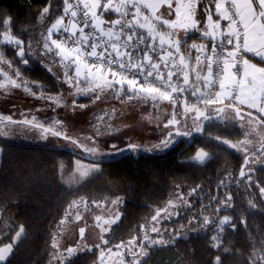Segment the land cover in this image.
<instances>
[{
  "label": "trees",
  "instance_id": "trees-1",
  "mask_svg": "<svg viewBox=\"0 0 264 264\" xmlns=\"http://www.w3.org/2000/svg\"><path fill=\"white\" fill-rule=\"evenodd\" d=\"M199 2L198 26L180 44L190 62L188 74L175 80L178 93L168 99L136 89L132 94L168 107L172 104L178 114L185 113L183 100H187L188 105H195L191 121H200V129L188 132L183 127L186 115L177 121L172 115L173 127L163 126L167 129L165 143L156 145L161 144L160 150L126 147L101 160L67 147L0 141V246L13 244L3 264H101L96 247L65 253L62 260L55 258L54 243L68 212L83 201L89 205L118 203L120 219L106 233L105 249L117 250L122 245L126 255L121 264H264V139L249 154L232 149L225 142L237 143L245 139V132L224 116L240 113L226 108L220 115L224 105L198 99L205 88L213 47V40L205 36L206 17L213 4ZM66 7L67 0H0V77L10 72L38 100L60 97L73 77L74 68L61 57L51 38V29ZM187 75L191 79L184 85ZM125 88L131 89L130 85ZM239 109L257 116L264 130L260 114ZM203 111L211 118H198ZM43 121L46 125L54 120L43 117ZM0 122L16 123L2 117ZM199 151L207 154L205 160L195 158ZM248 156L245 177L236 183ZM78 159L96 164L82 178H76ZM178 200L182 202L178 214L159 221L157 214ZM224 217L230 222L217 234L216 243L213 229ZM132 241L138 242L134 253Z\"/></svg>",
  "mask_w": 264,
  "mask_h": 264
},
{
  "label": "rangeland",
  "instance_id": "rangeland-1",
  "mask_svg": "<svg viewBox=\"0 0 264 264\" xmlns=\"http://www.w3.org/2000/svg\"><path fill=\"white\" fill-rule=\"evenodd\" d=\"M69 1L71 0H67V7H69L67 14L79 20L73 14ZM147 1L140 0L141 4L133 5L134 22L146 26L152 32L157 31L155 34L164 38L163 44L169 47L174 46V50L179 51L180 48L176 45H180L186 35L195 28L193 25L199 0ZM208 1L212 3V0ZM101 2L106 4L102 9H100L103 7ZM122 5L115 9L109 7L106 0H100L94 4L90 20L101 29L104 36L111 39L114 37L110 29L105 27L107 24L105 22L112 20L113 25H116L119 19H124L126 12H123ZM209 23L210 15L207 21V26L210 28ZM63 31H56L57 36L53 35L57 50L63 51L62 53L72 50L74 56L82 63V67L74 66L73 77L67 83L64 94L47 100H38L29 95V92L23 88L22 82L16 80L10 72L4 73L0 77V117L16 123L0 122V141L50 148L67 147L79 153L84 151L94 160H101L109 158L110 152L128 146L143 150H160L161 144L156 145L161 142L165 143L167 129L163 126L167 124L170 129L173 127V122L170 121L172 115L175 117L173 121H177L176 118H181L183 114L186 115L184 120L187 122L183 127L188 132H197L200 129V121L197 123L191 121L196 112L195 105H188L187 100H183L185 113L178 114L172 104H169V109L158 100L151 101L143 96L133 95V89H136L139 93L142 91L165 98L154 92L152 88L138 85L134 80L130 81L105 66L89 63L79 52V48L68 47L61 39L60 35L64 33ZM7 38L5 40L10 42ZM181 58L184 71L188 74L189 58L183 54ZM253 78H255L256 87L258 78L257 76ZM128 85L132 90L125 88ZM83 100H88V102L80 103ZM42 116L52 118L54 121L44 125ZM224 118L233 119L245 132V139L237 143L224 141L229 147L242 154H249L258 148L260 141L264 139V130L257 120L230 112L225 113ZM23 121L55 129L68 139H62L39 128L18 123ZM2 149L3 145L0 143V153ZM195 158L203 161L207 158V154L199 151ZM95 166L96 164L92 162L78 159L76 178L84 177ZM139 169H144V167ZM181 204L179 200L170 203L164 212L157 214V219L160 221L165 217L176 216ZM119 219L120 211L117 202L111 205L103 203L89 205L83 201L74 205L68 212L61 235L54 243L55 258L62 260L65 253L95 247L101 256L106 251V233ZM229 222L230 219L224 217L220 220L219 226L213 229V240H216V243H218L217 234L221 233ZM155 241L159 242L161 239H155ZM137 243V241H132V253L138 247ZM125 255L124 248L112 249L106 254L101 264H121V259Z\"/></svg>",
  "mask_w": 264,
  "mask_h": 264
},
{
  "label": "built area",
  "instance_id": "built-area-1",
  "mask_svg": "<svg viewBox=\"0 0 264 264\" xmlns=\"http://www.w3.org/2000/svg\"><path fill=\"white\" fill-rule=\"evenodd\" d=\"M106 1L109 7L115 9L122 5L121 0ZM69 3L73 14L84 25L85 37L79 40L73 35L62 33L60 37L68 47H79L83 57L89 63L105 66L130 81L134 80L138 85L152 88L154 92L165 98H172L178 93L179 88L175 80L179 76L186 75L181 62V50H174L173 47L159 43L145 26L137 24L133 17L126 15L116 25L111 24L106 27L114 36L112 39L108 38L96 24L91 22L90 16L93 10L80 0H71ZM103 5L106 4L101 2V6ZM112 11L115 13L114 9ZM228 11L233 13L231 7H228ZM235 46L237 47V44L228 37L213 41L205 88L198 93L200 102L208 105L216 104L218 90L222 84L225 54L233 47L235 49ZM91 48L97 49V56L91 55ZM242 60L243 54L238 47L236 65L239 66Z\"/></svg>",
  "mask_w": 264,
  "mask_h": 264
},
{
  "label": "crops",
  "instance_id": "crops-1",
  "mask_svg": "<svg viewBox=\"0 0 264 264\" xmlns=\"http://www.w3.org/2000/svg\"><path fill=\"white\" fill-rule=\"evenodd\" d=\"M82 2H84L89 9L94 10V4H97L100 0H82ZM121 2L124 7L123 12H126L125 14L127 17L134 16L133 5L141 4L140 0H121ZM212 4L213 6L211 7L210 13L206 17L205 36L213 41L228 37L232 38L234 43L237 44L235 49L233 47L225 54L222 84L218 90L217 102L215 105H237L251 112L258 113L264 118V66L254 61V59H256L264 62V0H212ZM144 7L146 6L144 5ZM228 7L232 8L233 13L228 11ZM68 8L69 7H66L64 16L52 27V39H54L53 37L57 34L56 31L60 30H65L63 31L64 33L66 32L69 35H73L79 40L85 37L84 25L79 21L80 19H74L70 17L71 15L69 16V14H67ZM117 14H119V12ZM209 15L210 28L207 26ZM194 22L193 28H197L198 23L196 17ZM105 23H107L105 25V27H107L113 24V21L111 20ZM116 23H118V21ZM150 32L153 34L154 39L159 43H163L164 38H160L159 34H155L157 31ZM176 46L178 48L181 47L179 44ZM238 47L243 54V60L239 66L236 65V49ZM173 48L175 47L173 46ZM62 52L59 51L61 57L69 65L73 68L74 66L82 67V63L78 60L79 58L77 59L76 56H74L72 50L70 52ZM79 52L81 53V51ZM90 53L95 56L98 51L96 48H91ZM253 76H257L258 78V86L256 87L254 83L255 78H253ZM190 79L191 77L187 75L183 84L187 85ZM180 86V89H182L183 86ZM155 96L162 98L157 95ZM196 108L198 109L197 106ZM12 252L13 244L0 246V264L6 262Z\"/></svg>",
  "mask_w": 264,
  "mask_h": 264
},
{
  "label": "water",
  "instance_id": "water-1",
  "mask_svg": "<svg viewBox=\"0 0 264 264\" xmlns=\"http://www.w3.org/2000/svg\"><path fill=\"white\" fill-rule=\"evenodd\" d=\"M226 108L232 109V110H234V111H236V112H238V113H240V114H244V115H246V116H249V117L254 118L255 120H258L257 116H255L254 114H252V113H250V112H247V111H244V110H241V109H239V107H237V106H235V105H224V106L220 107V111H221V112H220V115L223 114V112H224V110H225ZM206 114H207V113H206L205 111L200 112L199 115H198V118H200V117H206V120H207V119H210L211 116H207ZM218 116H219V115H218ZM5 120H8V119H5ZM10 121H12V120H10ZM258 121H259V120H258ZM12 122H13V121H12ZM22 123H25V124H28V125H30V126H33V127L39 128V129H41V130H43V131H45V132H47V133L54 134V135L58 136L59 138H62V139H68L67 137H64L63 135L59 134L58 132H56L55 130H53V129L49 128V127L42 126V125H38V124H34V123H28V122H25V121H23ZM203 124H204V123H203ZM134 148H135V147H133V146H128V149H129V150H132V149H134ZM262 148H263V147H261V149H262ZM249 160H250V156H248V157L245 158V162H244V164H243V166H242V168H241V171H240V174H239V177H238V180L236 181V183H239V182H241V181L244 179V177H245V170H246V168H247V166H248V164H249ZM220 186L228 187L229 184L223 185V183H221ZM121 246H122V245H117L116 247H117V248H120ZM127 247L129 248V246H127ZM113 248H114V247L107 249V250H106V251H105V252L99 257V262H101V261L104 259V257L106 256V254L109 253ZM139 253H140V251L137 252V255H138Z\"/></svg>",
  "mask_w": 264,
  "mask_h": 264
}]
</instances>
